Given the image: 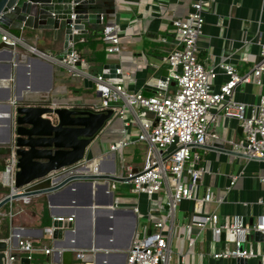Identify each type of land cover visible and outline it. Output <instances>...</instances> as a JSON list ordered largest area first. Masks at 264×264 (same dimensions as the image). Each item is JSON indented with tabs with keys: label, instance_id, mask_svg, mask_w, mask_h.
<instances>
[{
	"label": "crops",
	"instance_id": "1",
	"mask_svg": "<svg viewBox=\"0 0 264 264\" xmlns=\"http://www.w3.org/2000/svg\"><path fill=\"white\" fill-rule=\"evenodd\" d=\"M193 1L195 0H97L92 9L101 12L102 20L98 24L85 23L84 27L87 31L81 33L84 40L76 46L84 61L87 62V66L80 67L81 75L73 76L67 68L53 62V84L49 91H44L49 86V65L32 56L34 54L32 44L55 56L62 47V34L56 40H52V31L45 30L40 38L30 37L25 49L22 50L21 58L15 60L11 67L9 82L8 52L0 50V141L7 136L8 92H11L13 97L25 95L29 98H36L48 94L59 102L71 101L87 104L96 101L98 97L97 91L93 88L94 76L102 72L104 63H109L122 67L123 86L128 91L150 93L155 81L161 79L155 74L163 61L156 57H165L175 45L176 26L173 19L186 16L191 10ZM201 2L204 23L202 33L196 42L199 61L206 67L215 65L219 61H227L234 65L237 72L247 71L259 58L255 41L258 38L264 39V0H201ZM106 24H115L117 27L120 36L119 52L110 53L104 49L101 33H97V30L102 29ZM98 52L104 54L103 60L96 59L95 54ZM243 54L247 55L248 61L241 59ZM113 69L112 65L108 67L109 72H113ZM226 78V75L219 70L216 77L211 80V88L216 90ZM259 94V86L244 84L235 89L234 98L252 102L257 100ZM212 113L214 118L210 122L209 129L213 127L209 131L218 134L219 142H223L225 147L231 149L232 145L228 143V140L241 136L237 119L225 116L219 108L212 110ZM119 119L118 117L112 118L110 123L101 130L97 141L100 142V138L102 139V148L109 146L111 140L119 137L117 130L122 124L112 128L113 122H118ZM110 129L113 130L109 131ZM103 134H107L105 139L102 137ZM212 142H214L212 138H208L204 146L201 145L198 148L203 157L202 164L207 167L201 176L198 189L201 193L206 186H210L215 193L225 194L226 200L221 204L207 202L204 210L215 209L222 220L234 212L239 213L247 222L255 220L258 214L264 212V205L257 202L259 197L264 198V184L260 183L257 178V173L264 167V159H247L238 153H225L205 147ZM97 145L98 143L95 144L94 154L106 150ZM88 155L90 156L89 153ZM108 159L109 156L100 158V163H105L101 168L98 162L91 164L93 168L90 165L83 168L91 167L98 172L110 169L112 164L108 162ZM2 163L1 160L0 168H2ZM234 173L238 174L235 184L225 191L229 176ZM43 180L45 179L35 180L31 188L35 183ZM6 192L0 191V196ZM114 196L118 206L133 208L135 199L132 197L134 195L130 196L131 198L124 195L116 197L114 193ZM69 199L73 200V203L69 205L71 210L78 214L74 235L83 238L91 236L99 246L94 251L87 250L84 259L73 256L72 264H124L125 258L121 251L131 237L132 216L126 212L113 213L106 209L103 203L107 200V191L96 188L94 185L91 193L87 190L54 194L51 200L52 207L62 208V204L68 202ZM143 199V196L139 199L141 205H144ZM44 201L51 224L52 215L55 213L51 214V201L43 193L30 195L27 198H16L11 203L5 204L0 209V213L4 214L11 210L12 215H8L10 228L11 226L31 227L32 229H28L25 236L33 240L36 246L35 252L43 253L41 246L47 243L51 251L48 254L43 253L45 260L57 261L55 252L57 242L49 239L44 232L41 235L38 229V227L44 228L40 224ZM191 209L192 203L189 201L178 205L176 210L178 219L183 223L188 222ZM137 231L135 229L134 235ZM180 235L178 251H185V237L182 233ZM0 239L6 238L0 237ZM8 242L9 247L15 246L10 239ZM63 243L64 241L58 242L60 245ZM250 243L256 244L258 252H264V232L262 241L245 240L242 247H247ZM173 244L172 239V246ZM223 247L224 241H213L212 232L206 227L196 240L194 250L185 255L184 264H207V259L211 257L209 252Z\"/></svg>",
	"mask_w": 264,
	"mask_h": 264
},
{
	"label": "built area",
	"instance_id": "2",
	"mask_svg": "<svg viewBox=\"0 0 264 264\" xmlns=\"http://www.w3.org/2000/svg\"><path fill=\"white\" fill-rule=\"evenodd\" d=\"M202 9L201 0H195L186 16L173 19L176 26L175 45L164 57L170 67L165 79L155 81L150 94L128 91L123 86L124 72L118 65L113 72L108 71V75L100 72L94 76L93 88L98 93L96 101L87 104L71 101L58 103L92 111L110 108L112 115L105 125L115 117L122 120L117 130L119 137L111 140L108 150L86 155L75 165L85 167L98 162L101 168L105 163H100V158L109 156L108 162L112 164L108 153L115 152L116 175L127 178L125 182L131 184L130 191L135 194L132 207L142 223L141 229L132 238L126 264H184L185 255L194 250L196 240L206 227L211 230L213 241H224L223 248L209 252L211 257H255L260 260V264H264V252L254 250L251 243L242 247V243L249 240L246 235L254 230L264 232V212L251 222L236 212L222 220L215 209L205 211L204 205L207 202L221 204L226 200L225 194L215 193L210 186H206L201 193L198 189L201 176L207 170L202 164L203 157L198 148L208 138L219 141L218 134L209 131L214 109L219 108L225 116L234 117L238 121L241 136L228 140L231 149L246 155L247 159H264V39L258 38L255 41L259 58L243 73L237 72L234 65L227 61L206 67L198 59L196 44L204 23ZM72 35L69 41L72 50L60 59L54 58V62L67 68L73 76H79L82 69L77 62H83L84 58L76 46L84 39L76 29L72 30ZM2 38L8 40L6 35H2ZM101 40L106 52L120 51V36L115 24H106L102 28ZM241 59L248 61L246 54ZM179 65L181 70L177 71ZM219 70L227 78L214 90L211 88V80ZM244 84L260 87L257 100L245 102L234 98L235 89ZM50 99V95L43 94L34 101L28 100L27 104L50 105ZM127 111L132 118H126ZM133 128L136 130L134 136ZM138 142L145 145L143 158L134 159L131 156L126 161L123 157L125 147ZM17 158L15 150L11 149L4 157L0 169V183L7 188V192L34 189L31 184L35 180L14 188ZM229 177L225 191L235 184L238 174H230ZM257 178L264 184V167L257 173ZM112 187H115L114 183ZM161 190L166 194L165 202L160 200ZM141 196L144 205L139 202ZM184 201L192 203L190 219L185 223L178 222L176 213L177 206ZM257 202L264 205V198L259 197ZM4 214L11 216L12 212L10 210ZM56 218L63 219L60 215ZM68 219L73 220L71 216ZM179 226L184 230L185 251H175L172 246L175 230ZM53 229L52 223L44 227V233L49 239H52ZM222 233L224 239L221 238ZM35 250L31 238L21 237L15 246L5 250L4 264H64L53 259L34 263L32 255ZM41 250L48 254L51 248L44 243ZM86 255L87 250L74 251L76 258L84 259ZM21 256L29 258L30 263H22Z\"/></svg>",
	"mask_w": 264,
	"mask_h": 264
},
{
	"label": "water",
	"instance_id": "3",
	"mask_svg": "<svg viewBox=\"0 0 264 264\" xmlns=\"http://www.w3.org/2000/svg\"><path fill=\"white\" fill-rule=\"evenodd\" d=\"M97 0H0V50L8 52L7 76L8 82L11 77V67L15 60L21 58L22 50L30 37H42L45 30H51V39L56 40L60 34L63 35L62 47L53 56L34 44L33 57L46 62L50 68L49 86L44 91H49L53 84L54 58H62L70 53L72 46L70 40L73 38L72 30L78 33H86L85 23L98 24L101 22V12L93 10L92 7ZM61 31V32H60ZM97 33H102L98 29ZM95 34V32H92ZM2 35H6L8 40H4ZM31 43V42H30ZM29 55V54H28ZM160 64L155 76L165 79L170 65L165 62L163 56H157ZM51 60V61H50ZM78 65L86 67V61H78ZM115 67V64L104 63L102 73L108 75V67ZM180 65L177 71H180ZM111 74V73H110ZM146 94H150L147 92ZM8 127L7 136L0 141V161L11 151L17 154V167L15 172L14 188L24 186L37 179H45L48 185L24 190L21 192H6L0 196V209L5 204L11 203L19 197H27L34 194L43 193L52 200L54 194L58 192H80L89 191L91 193L93 185L107 191V200L104 207L113 213L126 212L132 216L133 228L131 237L121 251L124 254V264L129 246L131 244L137 224V213L131 207L118 206L114 196V190L110 187L111 182L119 183L127 181L125 177L116 175L115 152L108 153L112 158V165L107 170H93L91 167L84 169L82 165H75L88 153L94 154L97 136L105 126L107 120L112 115V109L107 108L101 111H92L86 108L67 107L58 104L59 101L50 99V105L27 104L28 100H36L37 97L20 95L13 97L8 92ZM53 103L57 105H52ZM52 117V119L49 117ZM240 128V127H239ZM204 146V144H203ZM205 147L214 150L232 153L246 157V155L236 150L225 147L223 142L214 141ZM75 165V166H73ZM73 166V167H72ZM72 167V168H70ZM77 202V201H76ZM91 202V199H89ZM72 199L62 204V208L54 209L50 202V212L53 214L52 239L55 244L57 261L64 264H72L75 250H96L99 246L90 237L83 238L74 235L78 214L71 210ZM1 214V213H0ZM1 215H4L3 213ZM63 219H57V216ZM71 216L73 220H69ZM31 227L11 226L8 240L0 239V264H4L5 250L9 247V239L16 245L21 237H26L27 230ZM43 235L44 228L38 227ZM246 239L255 241L263 240V232L254 230L246 235ZM224 239V233L221 234ZM64 241L62 245L58 242ZM256 250V244H253ZM22 263H30V259L21 256ZM207 264H260V260L255 257H209Z\"/></svg>",
	"mask_w": 264,
	"mask_h": 264
},
{
	"label": "rangeland",
	"instance_id": "4",
	"mask_svg": "<svg viewBox=\"0 0 264 264\" xmlns=\"http://www.w3.org/2000/svg\"><path fill=\"white\" fill-rule=\"evenodd\" d=\"M142 108H138V110H141ZM132 118L130 112H126V118ZM116 121V120H115ZM122 124V120L119 119L118 122H113V126L112 128H116L117 126L121 125ZM212 127L211 126V129L209 130H212ZM113 129H110L109 131H111ZM108 134V133H107ZM107 134H103V139L106 138ZM136 134V130L135 128H133V131H132V135L134 136ZM97 141V140H96ZM100 142H96V144L98 143L97 146H99L101 149H106L108 150L109 149V146H106V147H103L101 146V141L102 139L100 138L99 140ZM125 151L123 152V157L126 161H129L128 158H130L131 156L134 157V158H137V159H141L143 158V155H144V151H145V145L143 143H136V144H133V145H128L127 147H125ZM93 151H94V148H93ZM102 151V150H101ZM198 151H200V149H198ZM201 153V152H200ZM115 184V187H112V189L114 190V193L116 195V197H119L120 195L121 196H125V197H130V196H133L135 194H133L131 191H130V187H131V184L128 183V182H122V183H119L117 181H114L113 182ZM160 200L162 202H165L166 200V194L161 190V193H160ZM131 198V197H130ZM134 198V197H132ZM208 210V209H207ZM209 211V210H208ZM180 220H178L179 222ZM141 226H142V223L138 220L137 221V224H136V230H140L141 229ZM180 233H182V235H184V230L182 229V227H177L176 230H175V234H174V237H173V241H174V244H173V248L175 251H178L179 249V238H180Z\"/></svg>",
	"mask_w": 264,
	"mask_h": 264
},
{
	"label": "trees",
	"instance_id": "5",
	"mask_svg": "<svg viewBox=\"0 0 264 264\" xmlns=\"http://www.w3.org/2000/svg\"><path fill=\"white\" fill-rule=\"evenodd\" d=\"M94 43H96V41H94ZM92 46H94V45H92ZM95 56H96V59H99V60L104 59V54H102L100 52H98V54H95ZM134 159H137V158H134ZM46 185H48V181L43 180L41 182L35 183L32 188H40V187H43ZM0 191H7V188L2 186L1 183H0ZM43 205H44L43 210H42L41 215H40V224L43 225L44 227H46L50 224V222H49L50 220L47 216L45 201L43 202ZM10 225H11L10 224V217L8 215H1L0 214V237L8 238ZM44 261H45V256L43 253H37V252L33 253L32 262L41 263Z\"/></svg>",
	"mask_w": 264,
	"mask_h": 264
},
{
	"label": "bare ground",
	"instance_id": "6",
	"mask_svg": "<svg viewBox=\"0 0 264 264\" xmlns=\"http://www.w3.org/2000/svg\"><path fill=\"white\" fill-rule=\"evenodd\" d=\"M89 166V165H88Z\"/></svg>",
	"mask_w": 264,
	"mask_h": 264
}]
</instances>
